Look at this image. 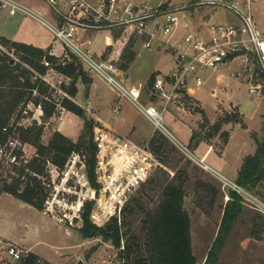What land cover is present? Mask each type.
Listing matches in <instances>:
<instances>
[{"label":"rangeland","instance_id":"374dc122","mask_svg":"<svg viewBox=\"0 0 264 264\" xmlns=\"http://www.w3.org/2000/svg\"><path fill=\"white\" fill-rule=\"evenodd\" d=\"M20 1L50 19L53 17L52 10L44 0ZM160 1L182 5L188 0H151L150 4L157 5ZM251 10L258 28L264 34V0H252ZM179 16L183 31L195 28L203 33L209 25L235 20L229 9L212 5L184 9L179 12ZM186 19L189 24L185 22ZM19 26L29 32L36 43L45 45L51 42L48 49L57 51L53 35L40 23L19 14L11 16L0 7V33L10 36ZM117 31L112 28L90 31L88 36L92 43L87 46L88 50L95 57H100L109 46L116 44ZM133 43L132 49L136 56L125 71V76L131 82L145 83L142 101L148 103L152 81L175 70L176 55L156 44L146 47L141 42ZM4 50L12 61H19V55L14 50L6 47ZM138 51L140 54H137ZM255 66H258L257 63ZM239 67L238 61H234L216 71H204V84L195 89L193 94L183 96L181 102H170L164 113V126L170 133L185 144L195 157L217 171L218 167L206 158L207 151L214 155L221 154L228 142L225 154L234 165L240 156L244 160L255 154L257 144L264 142V93L260 97L249 95L245 76H231ZM84 73L92 83H96L90 97L92 105L84 104L89 101V94L84 87L81 88L79 101L85 109L86 118L97 121L94 130L101 149L100 157L104 161L103 165H106L104 168L96 167V181L100 188L95 192L86 181L85 156H72L63 173L55 170L49 173L46 183L50 196L44 210H38L4 192L0 198V228L5 230L9 238L24 237L26 244H34V250L41 255V260L52 264H120L119 249L111 242L103 241L101 237L86 239L78 232L77 227L82 224L79 202L93 199L95 204L91 217L98 225H104L111 216L117 215L125 223L123 230L128 235L142 238L141 227L146 212L157 208L164 185L180 176L184 179V208L190 216L192 252L196 264H203L217 235L232 188L224 186L216 176L187 157L162 133L166 139L163 151L158 156L150 155L147 146L150 136L155 132L153 125L125 99L119 100L120 114L115 115L112 108L118 101L117 95L104 81L85 70ZM152 74L154 78L150 80ZM259 79L264 81L262 74ZM77 84H82V81L79 80ZM213 89L216 90L215 94L212 93ZM152 102L161 106L164 99L154 97ZM24 110V117L19 120L23 126L36 121L33 118L35 110L28 106ZM228 114L238 115L239 121L222 123L215 132L213 125ZM191 129V138L187 141ZM54 131L76 141L84 133V119L71 112L62 123L57 117L49 118L41 142L46 144ZM224 131L226 137L221 135ZM195 144L201 145L199 149H196ZM35 151L33 145L27 144V159L30 160ZM132 158L127 164V160ZM145 163H149L146 169ZM143 170L150 173L145 182L130 188H125L126 182L122 185L130 176H140ZM1 172L8 180L11 179L10 175H17L10 165L2 166ZM231 175L227 174L233 178ZM122 188H125V193L119 196ZM250 191L264 200V182ZM241 205L242 213L230 229L220 251L218 264H264V214L245 202ZM124 207L127 209L125 214L121 213ZM7 245L0 241V257H5L0 259V264H12Z\"/></svg>","mask_w":264,"mask_h":264},{"label":"built area","instance_id":"2783aa9c","mask_svg":"<svg viewBox=\"0 0 264 264\" xmlns=\"http://www.w3.org/2000/svg\"><path fill=\"white\" fill-rule=\"evenodd\" d=\"M44 1L53 12L51 19L20 0H0V7L6 9L11 16L19 14L30 17L45 27L53 35V42L60 47V51L48 49V54L57 57L61 64L64 65L74 59L90 75L104 81L118 98L112 108L115 115L120 114L119 100H127L153 125L155 132L164 134L187 157L216 176L224 186L227 185L237 192L243 203L264 214L263 199L195 157L189 148L164 126V113L170 102H181L183 96L191 95L195 89L201 87L204 84L202 78L204 71H216L232 61H238L240 67L232 72L231 76H245L249 95L259 97L263 95L264 81L259 77L260 74H264V34L255 22L251 10L252 0H188L182 5H170L161 1L157 5H152L151 0ZM203 5L225 7L233 12L235 20L209 25L204 33L195 28L183 31L180 27L179 12ZM185 22L189 24V20L186 19ZM107 28L119 30L116 33H120L119 38L122 42L115 40L116 44L109 46L112 50L106 49L97 58L87 48L92 43L88 33ZM131 39L136 43L141 42L146 47L156 44L157 47L172 51L176 55L177 67L169 75L156 77L149 89L151 98L148 103L142 101L145 83L130 82L128 76H125V71L117 64L118 57ZM137 54L140 52L138 51ZM43 63L47 69L40 77L48 85V91L40 97L54 106L50 118L57 117L62 123L68 113L63 104L64 98L74 100L65 88L71 84L72 79L58 71L46 58L43 59ZM255 63L258 66H255ZM33 95H38L36 90ZM159 96L164 99V104L161 106L152 102L154 97ZM27 106L35 110L33 118L41 124L44 114L41 103L35 104L31 101ZM18 125L22 123L18 122ZM2 131L8 135L5 139L0 137V165H10L14 168L21 163H28L29 159L25 155V147L28 143L24 142L15 131L9 132L8 126L3 127ZM97 137L94 130V140L97 144L96 167L104 168L106 165H103L104 161L100 157L101 149ZM147 150L150 155L155 156L149 145ZM72 156L79 157L78 154ZM132 160L133 158L130 161L128 159L127 164ZM46 162L50 174L54 170L59 172L48 159ZM148 167L149 163H145L144 169ZM149 174L143 170L140 176H130L122 185L125 182V188L139 185L148 179ZM86 179L89 182L87 176ZM125 188H122L119 196L125 193ZM97 191L95 189V192ZM84 201L79 202L78 211ZM7 252L12 257V264H17L25 254L12 244L7 245Z\"/></svg>","mask_w":264,"mask_h":264},{"label":"trees","instance_id":"16d2710c","mask_svg":"<svg viewBox=\"0 0 264 264\" xmlns=\"http://www.w3.org/2000/svg\"><path fill=\"white\" fill-rule=\"evenodd\" d=\"M120 33H116V40ZM133 42L127 43L117 59L119 67L126 71L135 59L136 52L132 49ZM0 137L5 139L7 133L2 131L8 126L9 132L15 131L26 143L36 148V156L28 163L15 166L17 175H10L6 179L0 165V194L5 192L28 203L39 210H44L49 199L46 180H49L47 168L48 159L59 171L66 166L73 154L85 156L86 176L92 188L98 190L96 181L97 144L94 140L96 122L93 118H86L85 109L70 98H64L63 104L68 111L84 119V133L76 140H72L59 131H54L49 141L44 144L41 136L45 123L53 115L54 106L40 97L47 94L48 85L40 77L46 72L47 67L43 59L49 60L60 72L71 77V84L66 88L72 98L78 93L79 80L86 87V92L92 83L87 78L84 69L74 59L66 64H61L55 56L49 55L47 50L31 44L10 40L0 36ZM14 50L19 55V61H12L4 48ZM8 50V51H9ZM108 51L112 48L108 47ZM264 79V74H262ZM152 74L149 79L153 80ZM152 81L151 84H153ZM34 90L38 95L34 96ZM41 103L43 107V122L36 121L26 126L18 125L23 112L29 102ZM238 115H225L213 126L214 131L220 129L222 123L238 120ZM239 121V120H238ZM15 128V129H14ZM222 136H227L224 131ZM166 139L159 132H154L148 144L151 152L158 156L163 151ZM264 182V142L257 144L255 154L247 156L242 163L236 183L248 190H253ZM184 179L174 177L163 187L162 198L154 211L146 212L142 221L141 230L143 237L128 235L123 230L124 222L118 216H111L104 225H98L92 220L93 200H85L79 211L81 226L77 227L83 238L91 239L101 237L103 241L119 249L120 264H196V257L192 252L190 216L184 208ZM242 198L234 190H230V197L224 207L223 216L217 235L210 246L203 264H218L219 255L224 246L230 229L242 213ZM126 207L121 213L125 214ZM131 212V211H130ZM17 264H52L33 252H25Z\"/></svg>","mask_w":264,"mask_h":264},{"label":"crops","instance_id":"0c3cea01","mask_svg":"<svg viewBox=\"0 0 264 264\" xmlns=\"http://www.w3.org/2000/svg\"><path fill=\"white\" fill-rule=\"evenodd\" d=\"M21 24V23H20ZM0 36H4V37H6V38H8V39H10V40H14V41H18V42H23V43H26V44H31V45H34V46H36V47H39V48H42L43 50H47L49 47V44L51 43H48V44H38V43H36L35 41H34V39H33V36L29 33V32H27L26 30H23V28H22V26H19V27H17V29H15L11 34H10V36H6L5 34H3V33H0ZM56 49H57V51H60V47L59 46H57L56 47ZM232 62H234V61H232ZM232 62H230V63H232ZM229 64V63H228ZM131 82V81H130ZM81 85H83L82 87H81ZM95 85H96V83H95V81L93 82V83H91L90 84V86H89V88H88V92H87V94H89L88 96V99H89V101L88 102H84V104H86V103H88L89 105H92V102H91V99H90V97H91V94H92V89L95 87ZM84 87V89L86 88L85 87V85L82 83V84H77V88H78V93H77V95L75 96V98H74V101L76 102V103H78L79 105H81V103H80V101H79V99H80V91H81V88H83ZM215 92H216V90L215 89H213L212 90V93L213 94H215ZM197 100V99H196ZM70 113V111H68V113L67 114H69ZM192 131H193V129H191V131H190V133H189V135H188V139H187V141L188 140H190V138H191V134H192ZM152 136V135H151ZM150 136V137H151ZM198 138V137H197ZM230 139V138H229ZM229 141V140H228ZM227 144H228V142H227ZM227 144H225V148H224V150H223V152L221 153V154H216V155H214L212 152H208L207 151V156H206V158L210 161V162H212V163H214L217 167H218V169H219V172L220 173H222L223 175H225L226 177H228L227 176V174L228 173H230V174H232L231 176L233 177V178H230V177H228L229 179H236V177H237V175H238V171L240 170V168H241V166H242V163H243V158L240 156L239 157V161H238V163L237 164H231V162L227 159V156H226V154H225V152H226V148H227ZM201 145L199 144L198 146H197V144H195V147H197L196 149H199V147H200ZM206 153V152H205ZM205 155V154H204ZM207 164V163H206ZM209 165V164H208ZM210 166V165H209ZM211 167V166H210ZM9 194V193H8ZM11 195V194H10ZM2 196H4V192L3 193H1L0 194V198L2 197ZM13 196V195H12ZM20 200V199H19ZM22 201V200H21ZM23 202V201H22ZM25 203V202H24ZM26 204H28V203H26ZM28 205H30V204H28ZM30 206H32V205H30ZM34 207V206H33ZM39 210V209H38ZM42 211V210H41ZM0 241H2V244H4V243H8V244H12V245H14L15 247H17L18 249H20V250H22V251H24V252H33V253H35V254H37L38 256H41L40 254H38L35 250H34V244L33 245H28V244H26V242H25V238L24 237H20V236H17V237H14V238H9L8 236H7V234H6V232H5V230L4 229H1L0 228ZM3 258H5V257H0V259H3Z\"/></svg>","mask_w":264,"mask_h":264}]
</instances>
